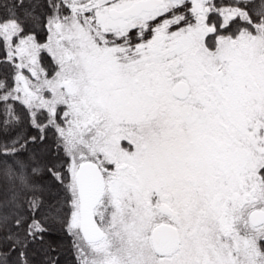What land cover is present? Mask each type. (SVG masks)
I'll use <instances>...</instances> for the list:
<instances>
[{"label": "snow or ice", "instance_id": "1", "mask_svg": "<svg viewBox=\"0 0 264 264\" xmlns=\"http://www.w3.org/2000/svg\"><path fill=\"white\" fill-rule=\"evenodd\" d=\"M0 264H264V0H0Z\"/></svg>", "mask_w": 264, "mask_h": 264}]
</instances>
